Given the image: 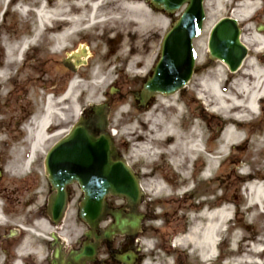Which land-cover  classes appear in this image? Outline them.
Instances as JSON below:
<instances>
[{"label": "rangeland", "instance_id": "rangeland-1", "mask_svg": "<svg viewBox=\"0 0 264 264\" xmlns=\"http://www.w3.org/2000/svg\"><path fill=\"white\" fill-rule=\"evenodd\" d=\"M238 1L239 0H225L224 3L220 5L216 4L215 0L205 1L207 19L205 21L204 31L202 35L194 41V47L197 52L194 76L187 87L180 92L164 96L165 98L156 95L152 97L147 107H142L137 104L134 93L141 88L142 77L149 73L159 57L160 40L164 32L170 26V19H166L162 16L154 25L151 24V22L147 23L142 32L145 38H142V33L140 32L139 35L134 37L131 45H126L124 48H121V45L127 36L126 34H131L137 29L135 21L132 20L133 17L126 15L127 13H123V18L118 19L120 22L110 20V22H105L104 24H97L91 29H85L79 37H76V42L78 40L84 42L82 37L89 36L85 38L86 42H84L89 49V64L81 67L77 72L66 71L65 75L59 63L60 53L54 56L47 50L45 44L42 45L45 49L44 52H42L44 54L46 53L44 56L48 59L47 69L48 80L50 82L45 83L43 80L36 82V79H34L33 85L31 84L32 86H28V89H30V91L32 90L33 94L28 93V103L24 109H22L25 112V120L23 123L16 124V118L11 116L13 114L12 111L8 113L10 117L0 122V167L4 172V176L0 180V195L3 198L5 197V200L0 199V209L2 210L3 207L4 209L6 208L5 211L7 214L4 215L2 213L4 216L3 221L6 220L5 222L11 224L12 227H16L22 231L20 235L14 239L6 241L5 238L2 237L0 240V259L10 254L8 253L9 250L13 249L11 243H15L16 241L20 242L24 240L25 237L32 239L35 243H41L43 257L47 254L48 245L42 240L43 238L34 237L32 234L29 235L26 233V230L27 228H32L36 232L41 230L40 227L35 225L34 221H37L39 217L42 219L45 218L43 211L45 210L44 208L51 194L50 185L47 181L45 172L44 157L49 147L61 138L62 134L44 144L36 153V157L31 163V166L27 170L25 168L23 171H17V173H21L20 175L12 174L9 165L12 163L14 157L22 154L23 157H27L30 152L34 135L33 133L29 134L27 129L29 127L27 125L30 124L32 119L29 121L27 120L30 118L31 114L34 113L35 117L42 112V107L40 106L41 97L43 99L46 98L47 91L50 92L52 88L57 89L58 95L65 92L70 81L75 79L77 85L74 87L72 95L77 97L76 103L80 109L79 114L82 111L88 110L90 106L99 104L111 96L114 107L109 114L108 129L111 134L113 133L115 144L120 154L136 170H141V173L145 176L155 174L154 179L162 178L163 180V174L167 171V175L173 177L171 179L172 181L167 179V181L173 185H170L171 193L173 192V194H175L176 190H174V187L177 188L179 178L182 177L181 175H176L178 171H176V168L170 163L171 157L165 153V149L160 146L156 140L149 139V132L146 128L144 130L143 125H141L145 121L140 119V117L145 114L153 113L156 111L157 107H161V103L166 105L164 103L180 100L179 111L181 113L175 114L178 127L181 128V130L186 129L188 132L198 133L199 135L197 138L200 144L206 146L208 151L218 155L216 163L220 165L217 169H210L211 175L206 180L202 179V175L200 174L203 164L208 162L205 154H201V157H199L197 161L189 165V172L191 173V171H193L194 174V182H188L187 186L179 189V192H181V196H184L183 192L185 190H188L189 187H193V189L188 191L187 194L185 193V196L178 202L176 200L169 202L165 196L158 198L152 191V182L149 181L151 184L150 186L146 184L147 187H150L152 192L151 196L155 199L157 204L155 209V216L157 219L149 223V228H147L142 236L146 253L144 264H154L156 260L160 261L162 264H201L197 256L194 257L189 254L188 249L179 248L175 250L170 245L164 246L163 242L167 238L165 232L168 236L171 235V237L175 235L176 240L177 237L180 238L183 233L185 234L187 232L191 226L193 215H199L201 210H207V207H210L212 210V207L223 205H229L231 207V225L226 226L227 230L221 235L222 242L218 249L220 258L211 259L202 264H245V261H253V256H250L251 258L244 256H246L249 249L253 248V245L258 242L257 240L261 238V233H258L260 227L264 230V213L259 210H253V206H249L247 192L248 185L253 182L254 175L260 178L264 177V166L262 165L264 160V100L260 104L259 113L256 115L257 117L254 116V119L253 115L246 117V122L241 131L242 141L224 149L221 145L223 143L225 130L230 127L234 129L237 128L235 124L227 120L232 112L227 114L224 104H220L219 107L221 109L214 111L213 109L218 106L215 102L211 101L212 94L206 95L209 96V102L207 103L199 97L197 98L201 101H197L194 98V96H196L194 90H197V86H199L204 73L207 69L215 67L217 64V62L210 59L209 56L208 36L210 29L220 18L233 15L234 10L244 8L243 4H245V2L240 4ZM4 2L5 0H0L1 37L5 36L7 33L12 35L16 32L19 34L26 28L33 29L32 22L34 19L29 16L30 13L21 15L15 11L13 5L20 2L32 6V4L36 3L35 0H12V4L9 3L7 7L4 5ZM119 2L120 0H106L101 5L100 13L107 12L109 13L108 16L113 14L120 4ZM67 4H71V1L67 0ZM87 4L88 2L84 4V10H88L89 6ZM5 7L7 10L5 14H2L1 10H3V8L5 9ZM250 14L252 15H249V17L248 15L239 14L240 23L243 27V41L248 46L250 52L246 60L247 63L253 58L254 43L253 20H249L253 17V13ZM29 17L31 20L28 19ZM128 18L129 21H127ZM123 19L125 20L123 22H127L122 25ZM153 30H155V32H153ZM69 40L71 41V39ZM69 43L68 41L67 46ZM130 47L133 50L132 53L136 51L142 53V63L144 64H140V69L136 67L135 69L128 68V59L116 60L119 57L120 51ZM38 52H41V49L36 51V53ZM257 54L259 61L264 62V56H260L259 53ZM221 66L222 65L219 63L218 67ZM140 70L144 71L139 73L138 71ZM224 71L229 75L230 72L226 67ZM33 76L35 78V72H33ZM227 77V82L221 85L222 91L225 94H228L234 87L233 74ZM58 78H60V81H55ZM114 79H119L117 88L120 89L123 97L118 94H110V83ZM53 80L58 83L57 87L51 84ZM91 87L93 88L91 89ZM58 95H55V98ZM66 103L68 106V102ZM65 113L66 117L63 122L61 121V125L63 124V130L67 132L74 122L77 121L79 114L77 115V110L72 108ZM135 118H138L140 121L137 124L143 131L141 133L143 135L141 137L138 136V139H136L137 146L147 144L148 147L151 148H149L151 152L157 154L152 157L150 164H147L148 162L139 158L138 154H135V144L133 142L131 143V140L135 138L133 134H130L133 131L132 127L136 125ZM38 119L39 117L37 116L34 122L36 123ZM53 122L56 124L57 120L54 119ZM32 125L35 126L34 124ZM221 149H223V152L220 151ZM151 178L153 179L152 176ZM69 189L70 199L68 209L65 220L61 223H63L64 228L70 229V232L71 230L75 231L76 235L78 230H81L80 226L82 225V223H78V218L76 216L81 193L75 184L71 185ZM203 193L206 197V201L205 199L202 200L200 196ZM2 204H4V206H2ZM153 224L159 228L158 232L154 231L152 227L150 228V225ZM235 227L241 232L236 238L234 237ZM48 229H50V226L44 229V231H41L47 234ZM59 229H61V226ZM7 232L6 230V233ZM68 233L69 231H67L66 236ZM234 244L235 247L238 248L236 251L234 250ZM159 246H161V250L157 249ZM164 247H171L169 258H167L165 251L162 249ZM5 249H8V251L6 252ZM157 256L159 258H157ZM223 258H226L225 262H222ZM254 261H257V259L254 258Z\"/></svg>", "mask_w": 264, "mask_h": 264}, {"label": "bare ground", "instance_id": "bare-ground-1", "mask_svg": "<svg viewBox=\"0 0 264 264\" xmlns=\"http://www.w3.org/2000/svg\"><path fill=\"white\" fill-rule=\"evenodd\" d=\"M7 1L9 0H5L4 5H6ZM70 1L71 4H67V0H42L36 10L39 25H34L35 28L32 42L35 43L37 38L41 37L43 25L48 24L49 26L47 27L44 36L51 39L53 46L52 54L54 56H57L61 49L67 46L68 41L70 42V37L77 34L76 29L80 28L84 23L87 24V29H91L97 24H104L105 22H110V20L120 22L118 19L123 18V13H127L126 15L133 17L132 20L135 21L137 29L131 34H126L127 36L125 35V40L121 45V48H124L126 45H131L134 37L144 31L147 23L151 22V24L154 25L162 18V14L150 9L145 0H120L118 8H116L115 12L109 16V13L107 12L100 13L101 4L98 6V3H93L88 10H84L83 6L87 0H76L75 2H72V0ZM224 1L225 0H215L218 5L224 3ZM9 3L12 4V0H10ZM101 3L103 4L104 0ZM243 6L244 8L233 11V15L238 19H240L239 14L248 15L249 17V15H252L250 13H253L254 8L258 9L257 3H247ZM22 11L25 12L26 8H22ZM123 21L125 20L123 19L122 22ZM127 21H129V18ZM126 22H123L122 25ZM72 29L73 32H71ZM153 32H155V30H153ZM141 35L142 38H145L144 33ZM255 36L258 38V42L260 40L261 43H264L263 36ZM88 37L89 36L83 38ZM132 52L133 50L131 47L120 51V54L118 55L119 57L116 60L128 59V68L135 69L136 67L137 69H140L139 66L142 63V53L140 51ZM82 54L83 52L79 53V56ZM246 60L247 59L243 61L237 70H228L230 72L229 75L233 74L234 79V87L228 94L223 93L221 87L222 83L227 82L228 80L227 76L229 75L224 71V68L228 67L226 63L219 60H215V62H217L215 67L207 69L204 76L201 78L199 86H197V90H194L196 95L194 98L197 101L202 99L207 103L209 102V96L206 95L212 94L211 101L215 102L218 106L213 109L214 111L221 109L219 107L220 104H224L227 114L232 112L227 120H229L230 123L235 124L237 128L234 129L230 127L225 130L223 143L221 145L224 149L242 141L241 131L246 122V117L249 115H253V119L254 116L257 117L256 115L259 113L260 104L264 100V62L259 61L258 56H254L248 63ZM219 63L222 65L221 67H218ZM143 71L144 70H140L138 72L141 73ZM76 85V80H73L69 90L60 98L54 99L51 96L48 98L45 112L40 115L35 128L32 129L28 127V133H33L34 135V139L31 142L30 152L27 157H23V154L14 157L12 163L9 165L12 174L20 175L21 173H17V171L20 172L23 171V169L25 170V168L34 161L36 153L44 144L65 133V130L61 129L63 126V124L61 125V121L63 122L66 117L65 112L72 108L77 110V115L79 114L80 109L76 103L77 97L72 95L73 89ZM92 88L93 87H91V89ZM160 97L165 98L164 96ZM66 102H68V106L66 105ZM180 102V100H173L171 103H164L166 105L161 103V107H157L156 111L151 114H145L142 116L144 118L140 117V119L145 121L141 125H143L144 130L146 128L149 132V139L156 140L160 146L165 149V153L171 157L170 163L178 171L176 175H181L182 177L179 178L178 183L176 182L177 192H175V194H173V192L171 193V186H169L167 182H164L162 178L154 179L153 177V180L151 181L153 185L152 191L158 198H161L162 196L167 197L166 199L169 202L173 199L180 200L182 198L181 192H179V189L182 188V185L180 184L187 185L190 180L194 179V174L189 172V165L191 163L193 164L195 159L198 160L199 157H201L199 151L200 142L197 138L199 134L188 132L186 129L181 130V128L178 127V121L175 114L181 113L179 111ZM54 119L57 120L56 124L53 122ZM134 120L136 125L132 127L133 131L130 134H133L135 138L134 140H131V143L133 142L135 144V154H138L139 158L148 162L147 164H150L152 157L157 154L155 152L152 153L150 150L151 148L148 147L147 144L137 146L136 139H138V136L141 137L143 135L141 134L143 131L137 124L140 122L138 118H135ZM58 126H60V128L51 131L52 127ZM215 164L214 159H209L210 169ZM163 176L164 179L166 178L169 181H172L171 179L173 177H170V175L168 176L167 172H165ZM248 191L250 194V207L256 203L262 204L264 201V189L259 183L256 181L251 182L248 185ZM169 204L172 205L171 203ZM230 214L231 207L229 205H223L217 206L213 210H202L199 215H193L191 226L182 237L175 240L173 248L175 250L179 248L188 249L189 254L194 257L197 256L198 261L201 264L214 259L216 247L218 246V237H221L226 226L231 225ZM1 222H4L2 216H0V223ZM35 225L43 229L48 227L47 221L42 218H38V222L35 223ZM262 230L263 228L260 227L258 234L261 233V238L257 240L258 242L254 244L253 248L249 249L246 256H244L249 258H251L250 256H253V261H245V264H264V248H262V244H264V230L263 232ZM234 231V237L236 238L241 232L237 227H235ZM23 248L25 250L27 248H33L37 251V254H42L40 244L33 242L30 238L25 237ZM237 249L238 248H236L234 244V250L236 251ZM254 258H256L259 263L254 261Z\"/></svg>", "mask_w": 264, "mask_h": 264}, {"label": "water", "instance_id": "water-1", "mask_svg": "<svg viewBox=\"0 0 264 264\" xmlns=\"http://www.w3.org/2000/svg\"><path fill=\"white\" fill-rule=\"evenodd\" d=\"M204 0H152L160 9L173 13L187 4L179 19L165 33L160 58L153 67L142 90L135 96L142 106L155 93L171 94L180 89L192 77L196 53L193 39L199 36L205 19ZM209 49L213 58L227 62L236 70L245 56L247 47L240 40V27L234 18L224 17L212 28ZM93 115L81 116L69 133L49 151L45 160L48 180L53 193L49 197V211L59 221L67 206V185L78 182L83 197L79 215L92 228L111 212L113 226L105 232L131 233L139 225L134 215L123 216L108 209L106 196L125 197L132 207L139 200V183L125 159L119 155L113 137L107 131L109 105L92 106ZM1 174V171H0ZM94 247L85 245L80 252H73L72 264H80L86 257L92 258ZM57 255V254H55ZM90 255V256H89ZM130 256H122L126 261Z\"/></svg>", "mask_w": 264, "mask_h": 264}, {"label": "flooded vegetation", "instance_id": "flooded-vegetation-1", "mask_svg": "<svg viewBox=\"0 0 264 264\" xmlns=\"http://www.w3.org/2000/svg\"><path fill=\"white\" fill-rule=\"evenodd\" d=\"M75 1L76 0H72V2ZM145 1L150 9L159 12L154 7H151L149 0ZM263 5L264 0H261V5L258 9H253V55L259 53L262 56H264V43H261L260 40L258 42V38L255 35L264 37ZM30 31V28H26L19 34L14 32L12 35L7 33L5 36H0V122L5 120V118L10 117L8 116V113L12 111L13 114L11 116L16 118V124L23 123L25 120V112L22 109H24L28 103V93L33 94L32 90L30 91V89H28V86L31 84L33 85L34 79H36V82L42 80L45 83L50 82L48 80L47 69L48 59L44 56L46 53H43L45 49L42 46L40 38H38L35 43L32 42ZM71 32H73V29ZM75 38L76 34L72 35L69 45L60 51L59 63L61 70H64V75L66 71H69L65 65V59L79 49ZM38 49H41V52L36 53ZM75 62L76 60H72L73 64ZM80 67H77V71ZM33 72L36 73L35 78ZM145 77L146 76L142 77V82ZM119 79H116V85L119 83ZM55 81L59 82L60 78ZM51 84L55 87L58 85L54 80ZM51 91L54 96L58 95L57 89L52 88ZM48 92L49 91H47L46 95ZM43 100L44 99L41 97L40 106L42 105ZM32 115L34 117V113L31 114L27 121L33 118ZM59 127L60 126L53 127L51 130H55ZM132 168L135 173H137L141 185L140 200L136 211L142 216L136 236L132 237L128 234L122 235L117 233L110 238H103L102 230L114 222L113 216L108 215L105 222L93 231V237L89 239L86 232H89L90 228L82 221H79L78 210H76L78 223H82L80 226L81 230H78L76 235L75 231L71 230L70 232V229L68 230L67 228H64L63 223L54 224L52 222L58 230L50 231L49 234L46 235V238L43 239L46 245H48V251L44 257L43 250L40 256L26 254L25 249L23 248V243L16 241L15 243H11L13 249L9 250L8 253L10 254L5 255L0 259V264H53V261L55 260L53 259V250L55 246L61 250V256L56 260L55 264H65L70 260V253L72 250L81 248L83 243L87 241H90L91 243L97 242V247L95 258L93 260H88L86 264H125L117 260L113 253L123 254L127 252H133L135 254L136 258L134 264H141L145 258L144 241L142 240L143 233L149 228V223L157 219L155 216L157 204L155 199L151 196L152 192L150 187L146 186V184H149V186L151 185L149 181L153 180L151 176L154 177L155 174L145 176L141 173V170H136L133 166ZM109 204L114 208L120 209L123 213H129L131 211V206L128 207L126 200L121 198L109 197ZM44 209V211H47V207ZM45 221H47L48 225L51 223L49 219ZM36 222H38V220ZM60 226L61 229H59ZM151 227L154 228L155 224L150 225V228ZM6 230L8 231L7 233ZM67 231H69V233L66 236ZM21 232L22 231L20 230H15L12 226L0 224V240L2 237L5 238L6 241L14 239L20 235ZM54 236L59 237L57 242H54ZM39 244L41 246V243ZM157 249L161 250V246L157 247ZM5 251L7 252L8 249H5Z\"/></svg>", "mask_w": 264, "mask_h": 264}]
</instances>
